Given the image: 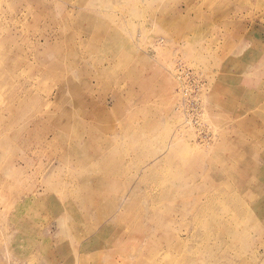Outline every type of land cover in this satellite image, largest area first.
<instances>
[{"label": "rangeland", "instance_id": "374dc122", "mask_svg": "<svg viewBox=\"0 0 264 264\" xmlns=\"http://www.w3.org/2000/svg\"><path fill=\"white\" fill-rule=\"evenodd\" d=\"M0 264H264V0H0Z\"/></svg>", "mask_w": 264, "mask_h": 264}, {"label": "bare ground", "instance_id": "6f19581e", "mask_svg": "<svg viewBox=\"0 0 264 264\" xmlns=\"http://www.w3.org/2000/svg\"><path fill=\"white\" fill-rule=\"evenodd\" d=\"M139 151V149H137ZM164 155H161V156H157V160L151 165L148 167V171L146 174L144 175H140L139 174V171L136 173V177L137 180H138V183L141 184L142 183V180H147L149 177H155L156 176V173H155V169L159 167V165L163 162H166L165 160H167V154L165 155V158H163ZM163 158V159H162ZM159 174V173H158ZM134 178V179H135ZM105 180V179H104ZM104 182L103 179H100V187H101V183ZM112 183V182H110ZM144 183V182H143ZM114 192H108V194H113ZM132 198V197H131ZM225 200V199H224ZM126 204V203H125ZM121 207V206H120ZM124 208V207H123ZM126 209V208H125ZM124 209V210H125ZM120 210V209H119ZM159 213V212H158ZM109 217V216H108ZM112 217V216H111ZM113 219V218H112ZM113 221V220H112Z\"/></svg>", "mask_w": 264, "mask_h": 264}]
</instances>
